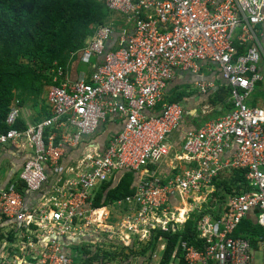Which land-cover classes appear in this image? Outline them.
<instances>
[{"label": "built area", "instance_id": "built-area-1", "mask_svg": "<svg viewBox=\"0 0 264 264\" xmlns=\"http://www.w3.org/2000/svg\"><path fill=\"white\" fill-rule=\"evenodd\" d=\"M98 1L124 26L99 25L77 52L85 61L102 58L90 81L78 77L51 85L46 92L50 114L37 123L12 103L5 119L9 128L0 132V154L6 146L17 155L30 153L17 173L22 189L16 182L0 190V233H12L11 241L0 237V264H81L84 249L92 254L118 245L136 249L157 230L180 229L193 214L200 217L196 230L205 247H183L185 264H252L250 241L232 233L251 210L264 229V106L244 103L262 80L264 0ZM115 34L114 48L107 50ZM203 66L212 74L209 79L200 75ZM179 70L200 75L199 95L213 90L218 76L219 85L230 88L232 107L185 130L172 146L170 136L185 110L179 102L165 101L164 91ZM202 110L208 112V105ZM112 117L122 123L119 132L102 147L82 148L78 162L68 167L71 174L76 171V180L58 176L59 182L26 209L23 191L38 193L46 168ZM19 118L26 120L25 127L13 128ZM169 156L174 161L170 176L150 168ZM238 168L246 169L250 190L228 197L218 219L201 216L197 209L214 191V179ZM128 171L134 174L132 194L95 206L97 186ZM124 208L129 212L121 223L112 222V210ZM163 248L161 243L158 250Z\"/></svg>", "mask_w": 264, "mask_h": 264}, {"label": "trees", "instance_id": "trees-1", "mask_svg": "<svg viewBox=\"0 0 264 264\" xmlns=\"http://www.w3.org/2000/svg\"><path fill=\"white\" fill-rule=\"evenodd\" d=\"M110 14L111 12L96 0H0V132L9 128L5 119L11 102L19 107L33 109L32 122H39L50 114L43 98L46 87L59 84L53 80L54 76H57L56 71L65 69L70 53L83 48L86 39L94 33L97 26L106 23ZM116 39L115 34L110 43ZM263 84L262 80L257 82L251 94L250 106L255 105L253 95L260 91ZM212 93L208 101L215 113L221 112L217 110V105L224 106L225 112L231 109V104L226 101L229 99V87L218 85L217 90ZM168 95L165 97L168 102H181L186 93L171 88ZM116 119L113 117L105 121L112 124L113 131L104 132L105 127L100 128V123L93 134L82 138L75 151L69 149V154L76 155L84 145L92 141H96L101 147L104 146L106 139L117 134L122 126L120 123L117 128ZM24 127V120L19 118L13 128ZM262 169L264 171V165ZM51 171L46 172L47 180L41 186L43 190L49 188L61 175L58 169ZM245 173L246 169L243 168L220 173L214 179V191L197 209L201 216L206 214L218 219L222 214V205L228 197L250 190ZM133 178V172L128 171L101 183L94 192L93 204L99 206L122 200L132 193ZM16 187L19 189V184ZM41 189L38 193L43 192ZM215 200L218 204L209 206ZM252 214L256 216L257 211L253 210ZM198 219L193 214L180 229L157 230L148 243L140 244L136 249L133 246L118 245L116 250L99 249L93 254L84 249L87 254H84L85 261L81 264H108L119 259L128 261L134 256L139 257L138 264H143L144 260L150 262L159 255L161 256L157 264H185L181 256L184 253L183 247L193 246L198 250L205 247L204 241L197 236ZM263 235L264 229L249 216L243 217L232 233L233 237L249 240L253 246H256L260 241L259 237ZM1 236L8 241L12 240L11 232L0 233ZM161 243L164 248L159 252ZM173 252H176L178 260L173 259ZM141 255L145 257L141 258ZM115 257L118 259L115 260Z\"/></svg>", "mask_w": 264, "mask_h": 264}, {"label": "crops", "instance_id": "crops-1", "mask_svg": "<svg viewBox=\"0 0 264 264\" xmlns=\"http://www.w3.org/2000/svg\"><path fill=\"white\" fill-rule=\"evenodd\" d=\"M109 23H111V22H106L104 24H109ZM91 36H89L86 39V41ZM114 42H112V44L110 42L107 43V45H106L107 50H109V49L111 50L114 48ZM261 46H262V51L264 54V50H263L264 36L261 40ZM81 49H79V50H81ZM78 51L70 53L67 65L65 66V69L61 68V74L60 75H58L59 70L56 71L57 76H54V78H53L54 81L61 83V82H67V81L75 80L78 77H83L87 82L90 81V76L94 70V67L97 64L102 63V58L96 57V58H91L88 61H85L82 58V56L77 55ZM72 54H75V55H72ZM261 71H262V68H261ZM200 75L204 76L205 79H209L212 74H209L207 66H203L201 69ZM200 75L192 74V73L187 72V71L179 70L176 72L175 78L173 80H171L168 83L167 87L165 88L164 97L169 96L168 94H169V91L171 90V88H173L174 91H178V92L180 91V92L186 93V95L182 98L181 102H179L183 105V108L185 110L182 123H181L179 129L177 131H175L170 136V139H169V141L172 143V146H176L181 142L185 130H187L189 128L200 127L202 125V123H200L201 119L203 117L202 115L209 114L211 112V110H214L213 106L211 105L210 101H208V99L211 98V96L213 94L212 92L217 90V86L219 84H221L220 78H218V76H216V79H215L216 80V84H215L216 86L213 90H211L210 92H208L205 95H199L197 90H196L195 82L200 77ZM262 81H263V79H262ZM50 86L51 85L46 87L45 93L43 94V98L45 99V102H46V92ZM259 90L260 91L258 93H255L253 95V98L255 100V105L264 106V105H261L262 100H263L262 103H264V99H263L264 98V84L262 85V88H260ZM226 101H228V99ZM11 104H12V102H11ZM11 104H10V106H11ZM205 105H208V113L207 112L203 113L202 109L204 108ZM20 108L23 109L22 115H24L25 112L29 113V115L25 118L27 121H29L31 123H37V122H32V120H31L33 117V113H34L33 109L28 108V107H20ZM198 110H199V113H198ZM217 110L224 113L225 107L221 106V105H217ZM221 112H219V113H221ZM219 113H218V115H219ZM145 114L148 115L149 112L146 111ZM44 118H46V117H44ZM25 119H23L24 124L26 121ZM43 119H41V120H43ZM110 119L111 118H108V120H110ZM120 123H121V121L118 119L117 124H115L117 126V128H119L118 126ZM104 124H105L104 132H111L114 130L112 128V124H110L109 122H107V123L105 122ZM107 136H109V134ZM91 143L93 144V143H97V142L92 141ZM91 143H88V144H91ZM77 147L70 148V150L75 151ZM84 147H85V145L82 148H84ZM81 150H80V152H81ZM68 151H69V149H68ZM28 152H22L19 155H17V154H15L13 148L8 147V146H6L5 149L1 152V154H0V190L5 189L8 187L9 184L16 183V182H18V184L20 186L19 190L22 189V186H21V184L18 180V177H17V173L19 171V168H20L23 160L25 158L30 157V153H28ZM70 152L64 154L62 156V158L58 161L56 166L47 167L46 172H52L51 171L52 169L56 170L57 168L60 167L61 178L58 179L59 181L60 180H66V179H70V180L75 181L77 173L74 170V172L71 174L69 172L68 167L75 166V164L78 162V159L80 158V152L77 153L76 155L69 154ZM171 163H174V161L172 160V157L169 156L166 160H164L163 162H160L157 166H154V167L152 166L151 169H155L156 172H158L161 176L162 175L163 176H170L169 174L171 172V169H170ZM58 180L57 181L54 180L55 184L57 182H59ZM53 183L54 182H52V184L49 185V188L48 187L44 188V190L41 189V190H43L42 193H41V191L39 193H32V192L23 191L24 207L26 209H31L34 205H36V203L38 201H40V198L50 190ZM63 186H66V185L63 184ZM252 212H253V210H251L246 215V217L247 216L252 217V220H254V222H255L256 221L255 216L252 214ZM259 238L264 240V235L259 237ZM263 240H261V244H260V241H258L257 242L258 245L257 244H256V246L252 245V249H253L254 253L256 250H258L261 247H262V250L264 249V241Z\"/></svg>", "mask_w": 264, "mask_h": 264}, {"label": "rangeland", "instance_id": "rangeland-1", "mask_svg": "<svg viewBox=\"0 0 264 264\" xmlns=\"http://www.w3.org/2000/svg\"><path fill=\"white\" fill-rule=\"evenodd\" d=\"M97 2H99L98 0H96ZM100 3V2H99ZM101 4V3H100ZM106 22H111L112 24H113V26H115V27H122V26H124L123 25V19L119 16V15H117L116 13H113V12H111V14L109 15V17L106 19ZM88 42V40L85 42V45H86V43ZM263 50H264V47H263ZM258 66L260 67V68H262V71H261V76H262V79H263V83H264V54H262L261 52H260V59H259V63H258ZM264 99V98H263ZM166 101H167V99H165ZM262 100V99H261ZM252 102V96L250 95V97L248 98V99H246L245 100V104L246 105H249L250 103ZM262 102H263V100H262ZM261 102V105H264V103H262ZM256 106V105H255ZM211 109V108H210ZM198 113H199V110H198ZM208 113V112H207ZM225 113V112H224ZM223 114V113H222ZM222 114H220L219 113V115H222ZM218 113H215L214 112V110H211V112L209 113V114H206V115H202L203 117H202V119H201V122L200 123H204V122H206V121H208V120H211V119H215V118H217L218 116ZM105 122H103V123H101L100 124V128H104L105 127V124H104ZM103 133V132H102ZM111 136V135H110ZM110 136L108 137V138H110ZM108 138L106 139V141H105V145L107 144V142H108ZM131 189L133 190V185H131ZM133 192V191H132ZM132 194V193H131ZM130 195V194H129ZM214 204H218L217 203V201L215 200V202L213 203V204H210L209 206H213ZM218 206V205H217ZM129 211L127 210V209H121V210H112V213H113V215H111V217H112V222H119V223H121V220L123 219V218H125V216H126V214L128 213ZM136 214V213H135ZM115 216H117V217H119V219L118 220H116L114 217ZM122 227H124V225H121ZM159 251V250H158ZM160 252V251H159ZM184 254V253H183ZM160 256L161 255H159V256H156L154 259H153V261L155 262V263H157L158 262V260H159V258H160ZM118 259V257H115V260H117ZM119 260H121V259H119ZM118 260V261H119ZM126 260V259H125ZM127 261V260H126ZM133 259L132 258H130L128 261H127V263L128 264H133ZM110 264H113V262H110ZM143 264H147V262L146 261H144L143 262ZM252 264H264V249L262 250V247L261 248H259L258 250H256L255 251V253H254V261H253V263Z\"/></svg>", "mask_w": 264, "mask_h": 264}]
</instances>
